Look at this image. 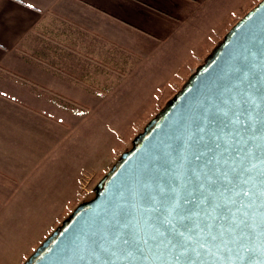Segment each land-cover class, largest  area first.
Masks as SVG:
<instances>
[{"label":"crops","instance_id":"obj_1","mask_svg":"<svg viewBox=\"0 0 264 264\" xmlns=\"http://www.w3.org/2000/svg\"><path fill=\"white\" fill-rule=\"evenodd\" d=\"M222 1L0 0V264H24L53 229L28 242L30 228L91 199L103 99Z\"/></svg>","mask_w":264,"mask_h":264},{"label":"snow or ice","instance_id":"obj_2","mask_svg":"<svg viewBox=\"0 0 264 264\" xmlns=\"http://www.w3.org/2000/svg\"><path fill=\"white\" fill-rule=\"evenodd\" d=\"M235 71L239 74L235 91L221 99L220 106L204 109L197 118L196 133L189 136L194 145L207 136L215 148L208 149L211 157L198 168L178 172L167 187L158 186L155 193L149 189L144 205L134 207L144 213L140 218L118 201L110 218L101 222L93 242L95 252L110 258L102 264H116L133 253L144 256L153 250L174 254L175 264H207L202 256H211L212 264H259L264 259V230L255 239L249 234L250 229L264 226V216L257 220L250 212L256 199H264V187L254 183L237 186L241 173L258 167L245 164L253 158L254 148L262 147L251 142H264V133L257 132L258 124L264 122V72L247 63ZM213 123L230 129L231 139L224 140L223 147L218 142L223 137L217 135ZM203 155L194 158L199 161ZM259 175L264 177V156ZM189 253L194 258H188Z\"/></svg>","mask_w":264,"mask_h":264},{"label":"water","instance_id":"obj_3","mask_svg":"<svg viewBox=\"0 0 264 264\" xmlns=\"http://www.w3.org/2000/svg\"><path fill=\"white\" fill-rule=\"evenodd\" d=\"M244 63L256 65L257 71L264 72V0L226 33L204 64L147 124L134 139L131 149L121 155L97 184L94 196L81 203L24 264H102L109 260L107 255L94 249L93 242L101 222L110 218L118 201L125 204L133 216L140 218L144 213L134 211V207L139 209L144 205V195L149 189L155 193L158 186L167 187L178 172L187 173L211 157L215 148L207 136L203 143L195 145L189 136L196 133L197 118L203 115L204 109L220 106V100L229 98L235 91L234 86L239 83L235 69L243 68ZM253 95L257 93L253 92ZM212 127L223 137L218 141L223 147L224 140L231 139L230 129L216 123ZM257 132L264 133V122L258 124ZM251 143H261L262 147L254 148L253 158L245 164L251 166L254 163L258 167L251 173H241L238 187H251L253 183L264 187L260 184L264 177L259 175L264 142ZM210 147L212 151H208ZM200 153L206 155L195 160ZM245 180L249 181L248 185L243 184ZM242 202L247 203V200L242 199ZM250 212L257 220L264 216V199H256ZM261 230L264 226L255 231L250 229L249 234L255 239ZM188 258H194L193 254L189 253ZM201 259L212 264L211 256ZM116 264H175V258L174 254L153 250L144 256L133 253V257L121 258ZM259 264H264V259H260Z\"/></svg>","mask_w":264,"mask_h":264},{"label":"rangeland","instance_id":"obj_4","mask_svg":"<svg viewBox=\"0 0 264 264\" xmlns=\"http://www.w3.org/2000/svg\"><path fill=\"white\" fill-rule=\"evenodd\" d=\"M261 1L225 0L218 5L212 3L172 44L150 58V61L139 64L135 72L137 74L119 96L103 99V111L93 113L92 143L88 151L92 169L97 171V176L91 178V198L97 184L120 156L131 149L134 139L182 89L197 68L204 64L226 33ZM83 186L86 189L88 182L84 181ZM65 218H61V222ZM46 220L43 225L28 230V242L33 241L41 228L46 233L53 227L49 237L60 225L52 226Z\"/></svg>","mask_w":264,"mask_h":264}]
</instances>
